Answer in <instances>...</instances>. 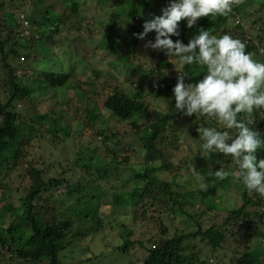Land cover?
Segmentation results:
<instances>
[{
    "label": "trees",
    "instance_id": "trees-1",
    "mask_svg": "<svg viewBox=\"0 0 264 264\" xmlns=\"http://www.w3.org/2000/svg\"><path fill=\"white\" fill-rule=\"evenodd\" d=\"M31 2L28 13L31 23L26 29L27 34L19 29L13 13L2 12L0 8V188L5 190L1 200L6 201L8 197L4 182H8L14 173L19 172L20 180L23 181V187L19 188L20 205L15 208L7 203L6 211L14 214L10 215L11 222L6 227H0V258L7 264H38L43 259L46 261L44 264H89L92 261H95L93 264H102V257L106 255L111 258V263L124 264L130 249L138 246L145 253L139 264H254L253 254L245 245L249 241L244 237L254 235L257 229L252 225L264 229V198L245 190L235 175L222 180L203 179L209 183L202 195L205 198L210 199L217 190L222 194L234 188L240 194L242 203L237 209L228 210L224 220L212 222L209 228L202 231L199 215H192L185 208L195 205L187 200V196L198 197L197 190L189 184L188 189L184 187L186 189L183 191L182 185L179 187L173 181H159L151 176L159 170L173 172L170 161L172 153L168 150L176 144L178 137L171 133L177 134L180 129L176 117L181 118L182 114L171 108L168 114H156L150 110L152 107L146 100L148 97L175 103L173 89L179 73L170 70L171 63L161 60L160 65L157 64L153 70L142 69L137 89L131 93H126L119 86L101 82L102 71L89 72L85 84L87 89L79 82V75L86 76L88 73L86 70L90 62L86 56L91 51L89 47L93 52L100 48L113 49V54L121 50L124 54L118 59L130 65L129 52H133L136 43L141 41L137 36L143 32V25L159 16L158 10L166 8L169 1L96 0L91 7L86 8L85 0H60L64 6H68L69 15L84 14L79 33L75 38L67 37L65 42H60V19L52 20L50 9L41 1ZM242 7L244 3H239L232 12H239ZM96 8L105 15L110 14L109 18L101 19ZM232 12L227 16L201 17L191 29L182 20L179 22V37L172 39H179L187 45L201 29L215 34L227 24ZM257 23L261 24L260 27L264 25L261 18L253 25ZM38 25L49 26L50 32L44 34L39 31ZM100 31V39L95 40L94 35ZM82 32H89L91 36L83 38ZM154 38L153 32L145 40L154 41ZM235 39L245 43L246 52L260 54V62H264V29L259 30L254 40H243V37ZM93 42L95 46H92ZM35 45L37 48H33ZM53 57L59 60L54 70L48 67ZM138 68L141 69V66L138 65ZM136 69L133 66V72ZM186 70L185 84L195 83L205 74L203 69L195 66ZM151 77L154 81L150 82L145 94L141 84ZM46 91L54 94V102L52 107L43 112L40 103L45 101L42 96ZM70 92L74 94L70 96ZM81 109L90 118H77V112ZM104 112L115 123L129 125L134 131L128 138L137 139L139 145L134 150L129 149L128 158L121 160L123 151L118 149L119 132L113 131L106 123ZM68 117H71L67 120L69 123L64 121ZM181 119L189 124L195 141L199 140L198 129L201 126H213L203 118L196 120L195 116ZM252 121L253 129L264 139V116L254 113ZM47 132L50 134L48 137L45 136ZM34 140L48 142L60 152V156L66 154L69 145L71 152L74 151L73 160H68L71 168H42L35 166L32 161L25 166V158L29 154L23 149ZM59 144L63 145L60 150ZM64 147L65 151H62ZM136 152H143L140 155L143 168L134 169L130 177L142 183L131 189L124 185L111 186V189H120L118 203L124 212L127 208L132 210L133 215H125L126 219L140 225L141 236L134 235L133 229L122 223L116 232L120 243L113 247L107 240L103 245L102 240L103 251L96 253L95 249L86 246L85 242L90 236L79 230L77 220L86 217L100 220L98 209L106 205L103 203L106 196L102 191L104 187L98 185L96 179L100 174L103 178L110 174H122L119 166L128 165V169L132 170L129 160ZM209 158L221 163V167L215 165L216 171L226 167L230 159L220 153L210 154ZM54 159L59 157L55 156ZM257 159H264V149L258 150ZM200 163L196 155L193 160L185 161L183 167L190 172ZM73 168L83 169L85 175L81 176L78 174L80 171H73ZM91 169H94V174ZM201 172L202 176L207 177L204 167H201ZM231 180H234V185L230 184ZM66 203L70 206H66ZM250 207L254 211H250ZM177 217L190 218L196 224V231L181 233L177 228ZM97 234L106 237L103 226ZM226 239L232 243L228 241L223 246ZM197 241L200 243L199 248ZM77 248L82 249L77 260H70L65 254L60 257L62 253Z\"/></svg>",
    "mask_w": 264,
    "mask_h": 264
},
{
    "label": "rangeland",
    "instance_id": "rangeland-1",
    "mask_svg": "<svg viewBox=\"0 0 264 264\" xmlns=\"http://www.w3.org/2000/svg\"><path fill=\"white\" fill-rule=\"evenodd\" d=\"M32 0H0V8L2 9V12H10L11 14H14V18L17 20L19 29L26 34L27 27L30 25L31 21L29 19V12H30V6L32 5ZM41 1V4L47 5V7L50 9V12L52 14V20H55L59 18V25L62 27L60 37L61 40L65 42L66 38L73 37L75 38L77 33L80 31V27L82 26L81 21H84V14L79 16L78 14H71L69 15L68 6H64L60 2V0H39ZM93 1V2H92ZM96 0H85L87 2V7H91V4L94 3ZM169 0H164V2H168ZM155 2V1H154ZM239 3H244V7H242V10L239 12H232L231 17L228 19L227 24L225 26H222L215 32V34L223 35L228 34L232 38H241L243 37V40H250L255 39L257 33L260 29H264V25L261 26V22L253 25L254 22H256L258 19H262L264 21V0H237L236 3H234L233 7L239 6ZM164 9V8H162ZM162 9L158 10V15L160 16L162 14ZM44 8H42V11ZM109 11V10H108ZM96 12L99 13V16H101V19H108L110 14H104L100 9L96 8ZM48 16V15H47ZM46 17V16H45ZM83 19V20H82ZM86 22V21H85ZM106 23H101V25H104ZM39 26V25H38ZM52 26V25H51ZM49 26H39V31L43 32L44 34H48L50 32ZM238 27V29L236 28ZM259 28V29H258ZM242 30L243 32H240ZM83 33V32H82ZM81 33V34H82ZM101 31L94 35L95 40L100 39ZM88 36H91V33L85 32L82 34L83 38H87ZM147 40H141L136 43L134 46V51L129 52L130 57V65L125 64L124 62H121L118 58L121 57L122 54H124L121 50H118L116 54L113 49H96L93 50L89 47L91 51L87 53L88 56H86L90 62L88 64V69L86 70V76L79 75V82L81 83V86L84 89H87L88 87L85 86L87 83V79L89 77L90 71H102L101 75V82H105L108 84H111L112 86H119L121 89H123L126 93L134 92L135 89H137V80H139L141 75V70L149 71L156 68L157 64L160 65L161 60L170 63L169 57L165 55L163 51L159 50H153L151 48H146L145 43ZM154 42V41H153ZM92 46H95V43H92ZM33 48H37L35 45ZM94 48V47H92ZM262 49V48H261ZM81 50V49H80ZM132 50V48H131ZM56 51H54L55 53ZM94 56H93V54ZM86 55V54H85ZM262 55V54H261ZM255 56V57H254ZM260 54H254L253 59L257 61H262ZM53 61L48 62V67L51 69L56 68V63L59 60H55L53 57ZM138 65L141 66V69L138 68ZM133 66L137 67V69L133 72ZM80 68L78 69V71ZM171 71H176L174 65L171 64ZM38 74V72H36ZM18 74H21L18 72ZM22 75V74H21ZM153 82V77L149 78V80L145 81L141 84L142 89H144V93L146 94L147 89L149 88L148 85L150 82ZM41 88V87H40ZM74 93L70 92L69 95L72 96ZM42 100L44 99V102H41L40 108L41 110L46 111L48 107H52V102L54 100L52 97H54V94L50 91H46L44 93V96H42ZM41 98V97H40ZM48 99H51L49 101ZM56 99V98H55ZM147 101H149V105L152 107L150 109L151 111L157 113H166L164 110V101H160L158 99L153 100L152 98H146ZM168 104L169 109H174L175 103L172 101L165 102ZM105 113L106 123L111 126L113 131H118V136L120 138L118 149L122 152L120 157L121 160L123 158H128L129 155V149H136L139 145V141L137 139H130L128 138L131 134L134 133V131L129 127V125L125 124H117L113 119L108 117ZM78 117L81 118L84 117L90 118V115L87 114L86 111L81 109L79 112H77ZM67 117V116H66ZM186 117L184 115H181V118ZM176 117V120L180 129H178V132H172L171 134L176 135L178 138L176 140V144L173 148L168 150V152L171 151L170 161L171 166L173 167V172H169L166 170H159L151 174V176L156 177V180H163L171 182L173 181L176 186H183V191L187 188L188 185L191 184L193 188H195L198 192V197L195 196L197 199L196 202H199L196 204L194 196H187L188 201H192L191 203H194V206L187 205L185 208L187 211H189L192 215H199V221L201 222V230L205 231L207 228L210 227L212 222H221L224 220L223 218L226 215V212L230 209H237L239 206H241V199L240 194L234 189L229 188V190L224 191L221 194V191H216L213 195L210 196V199L205 198L204 193L206 192L205 188L201 187V184H207L208 182L203 181L201 179H198V174L203 175L201 172V167L205 168L206 175L209 169H211L213 172H215L217 168H215V165H218L219 162L216 159L211 158H205L200 155V151L198 150V145L193 138L191 134V130H189V124L187 125L184 121H181L182 119ZM71 117H68L66 120L67 123H69ZM211 122V125L214 126L215 121H208ZM138 123V122H137ZM1 124V122H0ZM49 125H47L48 128ZM45 128V132L47 130ZM133 131V133H132ZM193 131H195L193 129ZM130 133V134H129ZM48 132L45 133V136L48 137ZM50 135V134H49ZM139 133L136 134L138 136ZM121 136V137H120ZM125 136L124 138H122ZM172 136V135H171ZM137 138V137H136ZM172 139L174 137L172 136ZM70 143V142H68ZM62 144H59V150L62 147ZM26 154H29L27 158H25V166L29 164V162H34L35 166L38 167H55V168H61L62 166L65 167V169L69 170L71 168V164L68 160H73V152H71L70 146L67 145V151L66 154L64 153L63 156H60V152L56 149H54L48 142H44V140L38 141L34 140L25 150L23 149ZM62 151H65V147ZM61 151V152H62ZM50 153V154H49ZM53 153V157H52ZM143 155V152H136L135 156H130L129 165L133 167L132 170L128 169V165L126 166H119L120 170L122 171V174L119 175H109L106 178L102 177V174L99 175V177L96 179L97 184L100 186H103L102 191L104 193V202L106 205H101L98 209V216L100 217V220H95L93 218H83L77 220V227L79 230H83L84 234H88V237L90 238L85 242L86 246H90L91 249H95L96 253H99L100 251H103V245H105V240L111 243V245L114 247L120 243V239L117 236V231L119 229V225H127L133 229L134 235H140L141 236V229L140 225L131 223L128 219H126V216L133 215L132 210L130 208H127L126 212L123 211V208L118 203V194L120 192V189H111V186L120 187L124 185L126 188H132L133 186L137 184H141L142 182H135L130 175L133 174L134 169H140L143 168L141 157ZM199 156V161L201 162L199 164V167H195L190 172H187L185 168L183 167L184 162L188 160H193L195 156ZM57 156L59 159L55 160L54 157ZM65 156V158H64ZM64 158V159H63ZM64 160V161H63ZM59 161V162H58ZM63 161L62 165L60 162ZM74 166V165H73ZM181 167L180 170L177 168ZM218 167H221V163L218 165ZM200 170V172H199ZM59 171V170H58ZM73 171H80L78 174L81 176L85 175V172L83 169H75L73 168ZM91 171L94 174V169H91ZM119 172V171H118ZM176 177V175H178ZM5 183V188L8 192V197H6V201L1 200V196L4 193V189L0 188V227L4 225L7 226L8 223H10V215H13L12 211H6L7 203L8 205H12L15 208H17L20 205V198L21 193L19 188L23 187V181L20 180L19 172L14 173L11 178ZM231 185H234V180H231ZM186 187V188H184ZM9 189V191H8ZM201 191V193L199 192ZM60 192V191H59ZM204 192V193H203ZM261 198H264L260 196ZM68 202H72L71 199H66ZM66 206H70L69 203L65 204ZM250 211H254L253 207H250ZM257 210L261 211V208H258ZM14 220V219H13ZM176 223H178L177 228L180 230L181 233L186 232H194L196 231V224L191 221V219H187L186 217H177ZM102 226L104 228L105 236L101 234H97L101 229ZM255 226V227H254ZM253 228L257 229L254 231V235H246L244 237L245 240H248L249 242H245V245L249 248V250L253 254V262L254 264H264V229L260 228L259 225H252ZM90 229L92 231L90 232ZM90 233H93V235H90ZM93 236V237H92ZM101 237H104L103 239ZM135 239V237H133ZM233 241H235L234 237L232 238ZM102 240L103 245H102ZM229 240L226 239L223 246L226 245V243ZM230 242V241H229ZM232 243V242H230ZM196 245L199 248L200 243L197 241ZM234 246V245H233ZM85 248V247H84ZM78 248L76 250H68L65 253H62L60 257H62L64 254L67 256V258H71L70 260H77L80 257V252ZM108 254V253H107ZM129 256L124 259V264H139L140 259L144 257L145 253H143V250L140 249L138 246H134L129 251ZM111 258L104 255L102 257L101 263L102 264H113L110 261ZM113 262V261H112ZM46 263L45 259L41 263L38 264H44ZM95 261H92L89 264H93ZM0 264H7L6 261H4L2 258H0ZM34 264V263H29ZM100 264V262L98 263ZM120 264V263H119Z\"/></svg>",
    "mask_w": 264,
    "mask_h": 264
},
{
    "label": "clouds",
    "instance_id": "clouds-1",
    "mask_svg": "<svg viewBox=\"0 0 264 264\" xmlns=\"http://www.w3.org/2000/svg\"><path fill=\"white\" fill-rule=\"evenodd\" d=\"M237 0H169L160 16L143 25L139 40L155 33L146 48L163 51L179 73L173 89L175 112L195 116L196 120L215 121L216 126H201L196 141L200 155L220 153L230 158L220 170L198 174V179H224L235 175L248 192L264 197V159L257 152L264 149V139L253 129L252 116H264V62L253 59L246 45L228 34H213L201 29L187 45L179 37V22L191 29L201 17L227 16ZM204 70L202 78L185 84L187 68ZM166 114L168 104L164 102ZM223 129V130H221ZM230 141V143H229ZM207 188V184H201Z\"/></svg>",
    "mask_w": 264,
    "mask_h": 264
}]
</instances>
